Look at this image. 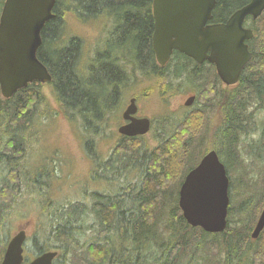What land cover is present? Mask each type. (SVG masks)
<instances>
[{"label":"trees","instance_id":"16d2710c","mask_svg":"<svg viewBox=\"0 0 264 264\" xmlns=\"http://www.w3.org/2000/svg\"><path fill=\"white\" fill-rule=\"evenodd\" d=\"M249 1L216 0L212 22H225ZM3 2L0 0V7ZM152 5L153 0H56L54 17L42 30L38 57L52 75L49 84L57 102L74 112L86 132L100 133L106 120L121 109L123 85L128 76L135 74L132 67L145 76L154 74L163 82L160 88L165 94L173 90L172 83L164 82L170 65L161 67L153 49ZM71 15L84 21L89 16L111 21L105 40L92 55L86 56L80 37L66 33ZM246 23L254 31L248 41L252 59L232 95L230 90L219 89L210 77L199 85L197 102L202 106L197 105L182 121L172 123L165 133L159 130L156 146L146 148L142 138L122 136L105 168L133 179L123 182L116 191L94 195L90 208L97 238L81 241L91 217L89 208L82 200L68 201L52 212L41 210L37 235L27 242L28 254L39 255L53 248L59 251L55 264H195L194 255V259L181 262L184 250L194 247L201 254L205 250L225 252L217 263L207 264H264V229L256 242L251 239L255 214L264 203V11L257 19L249 16ZM173 58L177 60L176 77L185 71L194 72L189 57L175 51ZM42 87L36 81L9 99L3 98L0 91V168L6 169L0 187L1 231L7 229V207L21 195L19 172L24 173L23 145L29 137L24 132L37 112V104L45 99ZM215 100L221 120L210 138L204 106ZM90 147L86 143V148ZM210 148L235 159L226 166L231 198L228 227L216 234L189 226L178 203L186 174ZM247 161L260 163L258 172L249 168ZM41 170L38 172L43 177ZM52 173L48 171L47 177ZM234 174L240 185L234 184ZM25 183L33 194H39L38 187L50 185L45 181L38 184L34 178ZM234 215L245 217L238 218L236 229L231 231ZM189 236L195 238L189 242ZM2 252L0 248V256ZM201 257L196 264H200Z\"/></svg>","mask_w":264,"mask_h":264},{"label":"water","instance_id":"95a60500","mask_svg":"<svg viewBox=\"0 0 264 264\" xmlns=\"http://www.w3.org/2000/svg\"><path fill=\"white\" fill-rule=\"evenodd\" d=\"M56 0H5L0 15V91L5 99L39 81H52L47 66L39 59L42 30L54 17ZM216 0H153L152 44L157 62L166 66L173 52L179 51L198 63L215 64L225 85L238 83L252 53L247 41L254 36L245 27L248 16L257 19L264 11V0H250L235 10L225 22L209 24ZM195 97L186 100L191 105ZM136 99L123 114L130 122L119 127L125 136L150 131L149 118H138ZM230 179L216 150H210L187 174L179 191V207L187 223L209 233H220L228 226ZM264 229V208L251 234L257 239ZM26 231L10 240L1 264H23ZM57 251H46L28 264H53Z\"/></svg>","mask_w":264,"mask_h":264},{"label":"rangeland","instance_id":"374dc122","mask_svg":"<svg viewBox=\"0 0 264 264\" xmlns=\"http://www.w3.org/2000/svg\"><path fill=\"white\" fill-rule=\"evenodd\" d=\"M1 9L2 7H0ZM110 25V20L109 22L100 19L94 20L89 16L88 20L84 21L75 15H71L67 18L65 29L69 36L76 35L83 40L84 53L87 56L89 53L92 54L98 45H102V42L105 40L106 31ZM170 68H176L175 61L171 62ZM206 69H204L205 74L208 78L212 77L213 75L209 74ZM153 75L147 77L140 74L138 70L135 71L134 84H131L128 80L127 87H124L122 90L123 103L122 107H120L121 109L106 120L104 129L97 134L86 132L80 119L75 117L74 112L62 107L57 102L56 96L52 91V85L49 83L43 84L42 91L45 94V99L43 102L37 104V112L31 117L30 126L24 132L28 133L29 137H27L23 145V150L25 151L22 159L24 173L19 172L21 183L19 192L21 195L6 209L8 224L5 227L7 228L5 231L0 230L1 249L3 248L1 243L5 242L8 238L10 239L21 226L28 224L27 231L29 236H36L37 234L35 235V233L38 231V225L40 224L39 220L43 217L41 210H45L46 208V210L52 212L54 208L57 209L58 206L66 204L68 201L73 203L77 200H82L89 208L88 212H90L91 217L87 222L88 228L85 234L81 236V241L86 242L91 238H97V232L93 228L95 223L94 215L90 208L92 202H94V195L104 193L106 190L116 191L123 182L133 179L130 176L128 179H125L128 174H124V177L122 174L107 171L105 168V162L109 158L112 149L121 140L117 129L122 112L129 103L130 96L136 94L140 113L153 119L154 127L152 131L141 139L145 143V147L147 146L146 148L151 149L158 143V140L156 141L155 139L158 138L159 130L165 133L169 130L168 128L172 123L178 120L182 121L183 117L190 112V108H185L188 96L191 94L198 95L199 85L206 82L203 81L202 83L199 79L197 82H191L193 83L192 85L184 79L177 80L171 74L165 78L164 82L165 84L167 82L172 83L170 87L173 90L165 94L160 88L163 82L156 79L155 76L153 77ZM212 79L214 81L217 80L216 76H213ZM218 88L222 89L221 86H218ZM202 104V102H199L198 106H202ZM208 104L205 105L207 110H204L207 113L206 134L212 138L221 120L220 110L219 106H217L218 100L208 102ZM198 106L196 105L193 109ZM165 127L167 128L164 129ZM208 142L210 147H213L212 140L210 139ZM250 142H252V139H250ZM86 143L91 146L89 149L86 148ZM219 157L226 166L231 164L232 160H235L220 154ZM247 163L250 164L249 168H254L258 172L257 165L260 163L256 165H252L251 161H247ZM234 167L242 170L240 164ZM40 168L45 169L41 170ZM5 170V168H0V187L5 179ZM39 170L43 173V177H40ZM48 171H52L54 176L47 177ZM29 178L36 179L38 184L45 181L46 184L49 183L50 185L38 187L39 194H33L28 190L25 183ZM233 181L234 184H241L236 174L233 176ZM234 203L237 204V200ZM263 208L264 203L261 205L259 214H255L256 218L252 225L251 233ZM242 216L234 215L232 217L231 231L236 229L238 225L237 219L245 217V215ZM190 232L198 233V231ZM189 237V242L195 238ZM259 237L252 239V241L256 242ZM208 239L211 241V238ZM53 242L54 244L58 243ZM193 249L194 247H189L184 250V257L181 258V262L188 261L194 257V263L196 264V259L202 256L200 264H207L211 261L217 263L220 257H224L225 254L224 251L218 254L216 250H205L202 254L198 252L199 255Z\"/></svg>","mask_w":264,"mask_h":264},{"label":"flooded vegetation","instance_id":"af4514ba","mask_svg":"<svg viewBox=\"0 0 264 264\" xmlns=\"http://www.w3.org/2000/svg\"><path fill=\"white\" fill-rule=\"evenodd\" d=\"M212 23H214V22H212V21H210L209 22V24H212ZM245 26L246 27H248V24L247 23H245ZM42 44H43V41H42ZM42 46V45H41ZM99 46V45H98ZM250 47V46H249ZM94 53V52H93ZM92 53V54H93ZM175 53V52H174ZM174 53H173V55L171 56V59H170V61H169V63L166 65V66H168V65H170L171 64V62L172 61H176L177 62V60L175 59V58H173L174 57ZM91 54V55H92ZM190 60H191V65H192V67H193V70H194V72H190V73H187V71H185V72H183V74L181 75V76H179V77H176V68H170V70L168 71V75H173V77H175L177 80H180V79H184V80H186V81H188L189 82V84H192L193 85V83H191V82H197V80H199L200 79V81L203 83V81H205V80H208V76L205 74V72H204V69L205 68H207L206 69V71H208V73L209 74H212L213 76H216L217 75V77H218V80H219V83H218V80H216L215 82L219 85V86H221V88H222V90H226L227 92L230 90V92H231V95H232V91H234L237 87H239V85H240V83H241V78H242V74H243V71H242V73H241V76H240V79H239V81H238V83L237 84H235V85H233V86H227V85H225L222 81H221V79H220V77L218 76V74H217V70H216V67H215V65L214 64H212V63H210L209 61H204L203 63H198V62H196L195 60H193V59H191V58H189ZM175 62V63H176ZM165 66V67H166ZM162 67V66H161ZM164 68V67H163ZM174 69H176V70H174ZM132 70H133V73L135 72V70L136 69H133V67H132ZM178 70H179V68H178ZM137 71V70H136ZM197 71H199V72H201V75H199L198 73H197ZM203 73V74H202ZM212 76V77H213ZM134 77H135V74L133 75V76H128L127 77V80H126V83L123 85L124 87H127V83H129L128 82V80L130 81V83L131 84H134V82H135V80H134ZM147 77H149V76H147ZM170 81H172V80H170ZM198 84V83H197ZM190 97H195V100L192 102V104L191 105H189V106H187L186 105V107L185 108H190V112H191V110L193 111V108L196 106V105H198V102H197V95L196 94H191L190 96H188V98H190ZM132 98H135L136 99V102L138 101V98H137V95L136 94H132L131 96H130V98H129V103H128V105L130 104V101H131V99ZM187 98V99H188ZM128 105L126 106V108L128 107ZM137 105H138V102H137ZM205 108H207L206 106H204ZM126 108L123 110V112H122V116H121V120H120V123H119V127L120 126H122V125H125V124H127V123H129L130 121L129 120H125L124 118H123V114H124V111L126 110ZM205 110H207V109H205ZM261 114V116L263 117V114L262 113H260ZM135 116L136 117H138V118H144V117H148V116H146V115H143L142 113H140V109H139V105H138V111H137V113L135 114ZM149 118V117H148ZM150 119V121H151V129H150V131H149V133L152 131V128L154 127V122H153V119H151V118H149ZM118 127V128H119ZM148 134V133H147ZM147 134H145V135H136V136H133L132 138H144V137H146V135ZM121 136V135H120ZM156 141L158 140V138H156L155 139ZM54 176V175H53ZM20 230H25L26 231V235H27V237H26V240H25V242H24V245H23V247H24V261H23V264H28V263H30L34 258H36L37 256H39V255H41L42 253H44V252H42V253H40L39 255H33V254H28V252H27V242H28V239L30 238V237H32L31 235L29 236V233H28V224L27 225H25V226H21L20 227V229L18 230V231H20ZM17 231V232H18ZM16 232V233H17ZM15 233V234H16ZM14 234V235H15ZM13 235V236H14ZM13 236L9 239H7V240H5V242H3V243H1V246L3 247L1 250H3V252L1 253V256H0V264H1V262H2V259H3V256H4V253H5V251H6V249H7V246H8V244H9V242H10V240L13 238ZM57 244V243H56ZM48 250H54L53 248H51V249H48ZM48 250H46V251H48ZM57 258V257H56ZM56 258L54 259V261H53V264H55V260H56Z\"/></svg>","mask_w":264,"mask_h":264},{"label":"bare ground","instance_id":"6f19581e","mask_svg":"<svg viewBox=\"0 0 264 264\" xmlns=\"http://www.w3.org/2000/svg\"><path fill=\"white\" fill-rule=\"evenodd\" d=\"M127 217V216H126ZM119 219V218H118ZM118 221H120V220H118Z\"/></svg>","mask_w":264,"mask_h":264}]
</instances>
